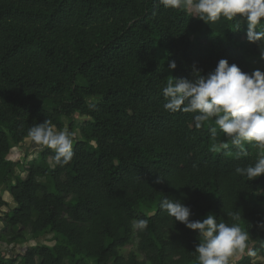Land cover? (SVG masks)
<instances>
[{
    "label": "trees",
    "instance_id": "trees-1",
    "mask_svg": "<svg viewBox=\"0 0 264 264\" xmlns=\"http://www.w3.org/2000/svg\"><path fill=\"white\" fill-rule=\"evenodd\" d=\"M194 14L159 0H0V186L14 202L1 218L5 241L24 244L0 264H199L202 237L159 209L165 196L189 207L191 220L211 213L264 243V174L234 171L264 149L245 142L238 156L231 141L219 148L225 134L214 119L196 128L194 113L163 108L162 88L192 79L193 66L207 74L226 59L251 73L264 64L242 19ZM45 119L79 132L67 165L51 166L54 151L28 136ZM25 139L37 156L9 159ZM134 219L147 228L133 229ZM47 233L53 244L26 242ZM231 264L264 263L242 254Z\"/></svg>",
    "mask_w": 264,
    "mask_h": 264
},
{
    "label": "clouds",
    "instance_id": "clouds-1",
    "mask_svg": "<svg viewBox=\"0 0 264 264\" xmlns=\"http://www.w3.org/2000/svg\"><path fill=\"white\" fill-rule=\"evenodd\" d=\"M165 8L177 9L186 6L194 11L195 17L207 22L221 18L242 19L246 25V40L255 43L264 60V0H159ZM176 68L175 61H169L168 69ZM165 98L163 108L170 113H194L196 128L214 119L215 126L225 134L219 148H228L227 141L240 148L239 155H247L245 142H254L264 149V70L244 72L235 63L220 59L216 67L207 74H201L193 66V78H173L162 88ZM212 137L217 136L216 127L210 129ZM28 136L37 145L54 151L55 165H67L73 158V136L67 128L56 130L50 120L35 123L28 129ZM214 150L217 147L213 146ZM235 173L253 180L264 174V155L258 156L254 164L236 167ZM162 182L160 177L156 183ZM159 209L165 211L174 221L195 230L202 242L195 246L199 264H229L230 257L243 252L247 247L248 233L239 226L217 222L211 214L202 220H191V209L178 199L165 196L159 202ZM131 226L143 231L147 219H134ZM254 255V253H253Z\"/></svg>",
    "mask_w": 264,
    "mask_h": 264
},
{
    "label": "rangeland",
    "instance_id": "rangeland-1",
    "mask_svg": "<svg viewBox=\"0 0 264 264\" xmlns=\"http://www.w3.org/2000/svg\"><path fill=\"white\" fill-rule=\"evenodd\" d=\"M243 23L245 24L244 21H243ZM244 51L246 52V54H248L250 52L247 45H244ZM258 67H260L261 70H264V64L263 63L258 65ZM77 117L80 118L81 116H77ZM63 121L65 124H67L66 118H63ZM65 128H67V127H65ZM70 133L73 136V141L79 137L78 130H75V131L70 132ZM38 151H39V146L35 145L30 140L25 139L18 146L11 149L10 153L8 154V158L13 160V161H27V160H30V159L36 157L38 154ZM48 161H49V164L52 166L53 165V159L48 158ZM20 173L21 172L16 168L15 174H20ZM21 174L23 175V173H21ZM0 191L2 193L3 199L8 203V206L0 208V237H1L0 238V255L4 254V256H6V257L16 256L17 254H19L22 251L24 244H22V243L12 244V243H8L5 241L4 237L7 236L8 229L6 228L4 223L2 222V218H1L4 211L7 208H10L11 206H13L14 202H13L11 196L9 195V193L5 190V188L3 186H0ZM26 238H27L26 242L28 244H35V243L53 244L55 242L53 235L50 233L44 234V235H42L38 238H35V239L32 238L30 234H26ZM262 246L263 245H261V247ZM134 247H135V244L133 243L128 248L130 249V248H134ZM126 250H127V248H126ZM126 250H124V251H126Z\"/></svg>",
    "mask_w": 264,
    "mask_h": 264
},
{
    "label": "crops",
    "instance_id": "crops-1",
    "mask_svg": "<svg viewBox=\"0 0 264 264\" xmlns=\"http://www.w3.org/2000/svg\"><path fill=\"white\" fill-rule=\"evenodd\" d=\"M262 63H259L260 65ZM260 69V67H259ZM262 208L264 209V193L262 194ZM261 245H263L261 247ZM252 247H255V250H251ZM254 253V255H253ZM242 254H250L253 255V262H261L264 263V243H257L256 241H251L248 238L247 247L244 249L243 252H236L232 257H230L229 264L234 263Z\"/></svg>",
    "mask_w": 264,
    "mask_h": 264
}]
</instances>
